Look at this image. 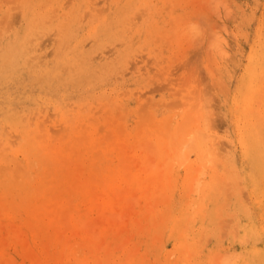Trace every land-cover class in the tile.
I'll return each mask as SVG.
<instances>
[{"label": "rangeland", "instance_id": "374dc122", "mask_svg": "<svg viewBox=\"0 0 264 264\" xmlns=\"http://www.w3.org/2000/svg\"><path fill=\"white\" fill-rule=\"evenodd\" d=\"M263 101L264 0H0L3 264H264Z\"/></svg>", "mask_w": 264, "mask_h": 264}, {"label": "bare ground", "instance_id": "6f19581e", "mask_svg": "<svg viewBox=\"0 0 264 264\" xmlns=\"http://www.w3.org/2000/svg\"><path fill=\"white\" fill-rule=\"evenodd\" d=\"M215 6H216V5H215ZM216 8H217V6H216ZM57 26H58V25H57ZM61 32H62V31H61ZM216 38H218V37H216ZM216 38H215V40H217V42H218L217 46L219 45L218 48L221 49L222 46L220 47V44H219V42H221V39L218 40V39H216ZM223 40H224V39H223ZM65 42H66V41H65ZM214 43H215V41H214ZM223 43L225 44V43H227V42L224 41ZM225 45L227 46V44H225ZM212 46H214V45H212ZM56 48H57V47H56ZM56 48H55V50H56ZM218 48H217V51H218ZM224 48H225V47H224ZM55 50H54V52H55ZM58 50H59V49H58ZM221 50H223V51H221V52L218 51V54H219V55L221 54V55H220V58L222 57V55H223V56H226V53H225L226 50L224 51L223 48H222ZM56 52H57V50H56ZM223 52L225 53V55L223 54ZM56 54H57V53H56ZM18 59H19V58H18ZM242 61H243V60H242ZM5 62H6V61H5ZM3 63H4V62H3ZM27 63L29 64V61H28ZM4 64H6V63H4ZM14 64H15V63H14ZM21 65H22V64H21ZM22 66H23V65H22ZM26 72H27V71H26ZM27 73H28V72H27ZM28 74H29V73H28ZM31 84H32V83H31ZM260 89H261V88H260ZM227 91H228V90H227ZM260 95H261V94H260ZM257 101H258V100H257ZM259 101H260V100H259ZM261 102H262V101H261ZM263 102H264V101H263ZM263 105H264V104H263ZM193 119H194V118H192V119H190V120L192 121ZM201 119H202V118H201ZM190 120H189V121H190ZM195 120H196V119H195ZM195 120H193V121H195ZM206 120H207V119H206ZM191 121H190V122H191ZM204 121H205V120H204ZM207 121H208V120H207ZM205 122H206V121H205ZM191 123H192V122H191ZM206 123H207V122H206ZM187 124H188V123H187ZM193 124H194V123H193ZM193 124H192V125H193ZM197 124H198V122H197ZM190 125H191V124H190ZM204 125H205V124H204ZM195 127H196V126H195ZM198 127H199V126H198ZM210 127H211V126H210ZM184 128H185V129H186V128L189 129V125H186V127H184ZM211 128H212V127H211ZM185 129L183 130V132L186 131ZM195 129H196V128H195ZM192 130H193V129H192ZM196 130H197V129H196ZM196 130H195V131H196ZM209 130H210V129H209ZM200 131H201V130H200ZM192 134H193V133H192ZM195 134H196V133H195ZM187 136H188V134H187ZM192 136H193V135H192ZM188 137H189V136H188ZM211 137L213 138L214 136H212V135L209 134L208 132H202V133H200L198 136H196V138L199 139L198 141H196V142H198V143H197V145H199L198 147H200V145H202V144L212 146V145H213V144H212L213 140H212ZM215 137H216V136H215ZM217 137H218V136H217ZM190 138H191V137H190ZM190 138H188V139H190ZM192 138H193V137H192ZM196 138H195V139H196ZM180 139L182 140V138H180ZM186 139H187V138H186ZM186 141H188V143H189V140H186ZM190 141H192V140H190ZM214 141H215V140H214ZM152 142H153V141H152ZM152 142L147 143V145L149 146V147H148L149 151H151V149H152V145H151ZM179 142H180V141H179ZM184 142H185V141H184ZM194 142H195V141H194ZM180 143H181V145H182V144H183V140H182V142H180ZM235 143H236V142H235ZM169 144H171L170 141H169ZM175 144H176V142H175ZM177 144L179 145V143H177ZM167 145H168V144H167ZM181 145H179V146H181ZM186 145H187V143H186ZM186 145H185V146H186ZM188 146H190V145H188ZM219 147H220V146H219ZM146 148H147V146H146ZM186 148H187V146H186ZM200 148H201V147H200ZM187 149H188V148H187ZM222 149H223V148H222ZM212 151H214V150H211V152H212ZM202 152H203V151H202ZM186 153H187V152H186ZM187 154H188V153H187ZM200 155H201V152H200ZM148 156H149V155H148ZM151 156H153V158L151 159L150 156H149V158H150V161H149V162H148V159H149V158L147 159V157H146V159H147L146 161H147L148 163H150L151 160H153V162H154V158H156L158 155H155V156H154V155H151ZM167 156H168V155H167ZM167 156L164 155V156H162V158L165 160V159L167 158ZM178 156H179V155H178ZM178 156H177V157H178ZM201 156H202V155H201ZM201 156H200V157H201ZM219 156H220V155H219ZM180 157H181V158H184L183 156H180ZM180 157H178V159H179ZM187 157H188V156H187ZM187 157H186V158H187ZM215 157H218V156H217V155H214V159H215V160H214V159L211 160V163H212L213 161H214V162H215V161H218L220 164H221V162L225 164V162H223V161H221V160H219L218 158H215ZM221 157H222V156H221ZM221 157H220V158H221ZM181 158H180V159H181ZM208 158H209V156H208ZM222 158H223V157H222ZM222 158H221V159H222ZM167 159H168V161H169L170 158H167ZM229 159H230V158H229ZM182 160H183V159H182ZM182 160H180V162H181ZM185 160H186V159H185ZM185 160H183V161H185ZM202 160H203V156H202ZM204 160H206V159H204ZM208 160H209V159H208ZM209 161H210V160H209ZM171 162H172V161H171ZM181 163H183V162H181ZM207 163H208V162H207ZM165 164H166V161H165ZM165 164H164L163 166H165ZM167 164H169V163H167ZM212 164H213V163H212ZM206 165H207V164H206ZM210 165H211V164H209V166H210ZM213 166H215V164H214ZM159 167L161 168V165L158 166V168H159ZM166 167H167V168L169 167L168 170H171V168H172L171 164H169V166L166 165ZM170 167H171V168H170ZM199 167H200V166H199ZM210 167H211V166H210ZM224 167H225V166H224ZM200 168H201V167H200ZM206 168H207V167H206ZM161 169L163 170V168H161ZM194 169H195V171H196V172H195V175L193 176V178H190V179H191V182H192L193 184H196V187H198V186L201 185V181H198V179H197V178H198V177H197V176H198L197 173L199 172V171H198L199 168H198V167H195ZM159 170H160V169H159ZM222 170H224V169H222ZM225 170H227L226 167H225ZM225 170H224V171H225ZM233 170H234V169H233ZM201 171L203 172L202 169H201ZM225 172L227 173L228 171H225ZM231 172H232V171H231ZM230 174H231V173H230ZM200 175L203 176L202 173H200ZM178 176H179V175H178ZM205 176H206V175H205ZM219 176H220V175H219ZM167 177H168V176H167ZM194 177H195V178H194ZM196 177H197V178H196ZM222 178H223V176H220V179H222ZM237 178H238V177H237ZM237 178H236V180H237ZM149 180H150V181H149ZM149 180H148V181L151 183V178H149ZM230 180L232 181L233 179H230ZM236 180H233V181H236ZM149 182H148V183H149ZM240 182H241V181H240ZM150 183H149V184H150ZM192 183H191V184H192ZM237 183H239V182H237ZM191 184H190V185H191ZM193 184H192V185H193ZM224 184H225V183H224ZM226 184H227V183H226ZM235 184H236V183H235ZM235 184H234V185H235ZM147 185H148V184H147ZM228 185H229V184H228ZM228 185H225V186H228ZM237 185L239 186L240 184H237ZM148 186H149V185H148ZM148 186H146V188H147ZM232 186H233V185H232ZM59 187H60V185H59ZM158 187H159V185H158ZM175 187H176V186H175ZM191 187H192V186H191ZM204 188H205V187H204ZM228 188H229V187H228ZM228 188H225V193H226V194H225V193H224V194H225V196L227 195L226 197H228V200H229V197H231V196L229 195L230 191H228V190H230V189H228ZM242 188H243V187H242ZM242 188H240V186L238 187V190L240 189V190H239L240 193H242V191H243ZM40 189H41V187H40ZM91 189H92V188H91ZM147 189H149V188H147ZM147 189H146V191H147ZM174 189H175V188H174ZM190 189H192V188H190ZM121 190H122V191H121ZM121 190H116V189H115V192H117L118 195L120 196V197H119L120 200H121V198H122L121 195H122L124 192H126V190H127V186H126V189H125V190H123L122 187H121ZM172 190H173V189H170L171 192H172ZM203 190H204V189H203ZM226 190H227V191H226ZM146 191L144 190V192H146ZM120 192H121L122 194H121ZM156 192H157V191H156ZM127 193H128V191L126 192V194H127ZM191 193H192V192H191ZM193 193H195V192H193ZM198 193H199V192H198ZM231 193H233V192L231 191ZM58 194H59V193H58ZM142 194H143V193H142ZM245 194H246V193H245ZM96 195H97V193H96ZM99 195L101 196V194H99ZM111 195H112V194H111ZM132 195H133L132 197L135 199V200H134V199L132 198V199H133V203L136 202V204H137V201H136V198H137V197L135 196L134 193H132ZM198 195H199V194H198ZM198 195H197V196H198ZM204 195H205V194H204ZM220 195H221V194H220ZM231 195H232V194H231ZM92 196H93V195H92ZM243 196H244V195H243ZM52 197H53V196H52ZM70 197H71V196H70ZM95 197H96V196H94L93 198H95ZM114 197H115V196H114ZM147 197H149V195H148ZM186 197H187V195H186ZM218 197H219V196H218ZM246 197H247V196H246ZM246 197H245V199H246ZM166 198H167V196H166ZM166 198H165V200H164L165 202H166V200L168 199V198H167V199H166ZM169 198H170V197H169ZM240 198H244V197H240ZM97 199H98V198H97ZM216 199H217V198H216ZM70 200H71V199H70ZM157 200H158V199H157ZM157 200H156V202H157ZM159 200H161V199H159ZM198 200H199V199H197V201H198ZM225 200H226V199H225ZM225 200H224V201H225ZM246 200H247V199H246ZM125 201H126V200H125ZM199 201H200V200H199ZM199 201H198V202H199ZM208 201H209V200H208ZM241 201H242V200H240V202H241ZM39 202H40V201H39ZM39 202H38L37 204H39ZM119 202H120V201H119ZM156 202H155V203L153 202L154 205H153L151 202H149V203H151L153 206H155V205L157 206L158 203H156ZM168 202H169V201H168ZM246 202H247V201H246ZM124 203H125V202H124ZM133 203H132V204H133ZM149 203H146V204H145V206L148 207V209H150V208L152 207V206H151V207L149 206V205H150ZM234 203H235V202H234ZM247 203H248V202H247ZM69 204L71 205V201L69 202ZM134 204H135V203H134ZM199 204H200V203H199ZM226 204H227V205H226ZM242 204H243V203H242ZM98 205H99V204H98ZM221 205H222V204L218 205V206H219V209L222 208ZM224 205L228 206V202H227V200H226V203L223 204V206H224ZM243 205H244V204H243ZM53 206H55V205H53ZM99 206H100V205H99ZM134 206H135V205H134ZM145 206H144V207H145ZM31 207H32V206H31ZM146 207H145V209H147ZM157 207H158V206H157ZM216 207H217V206H215V208H216ZM242 207H243V206H242ZM247 207H248V206H247ZM97 208H98V206H97ZM217 208H218V207H217ZM223 208H224V207H223ZM114 209H115V208H114ZM122 209H123V208H122ZM130 209H132V208H129V209L126 208L125 211H124L125 213H124V214L121 213L122 216H120V213H116V212H114V213H116V214L118 215V217H120V219H121V217H122L123 220H124V216H125V215L127 216V215L131 212ZM148 209H147L146 211H147L148 214H149V211H150L151 209H150L149 211H148ZM191 209H192V207H191ZM202 209H203L202 204H200V205H199V208L196 209V210H197L198 212H200ZM226 209H227V208H226ZM96 210H97V209H96ZM96 210H95V212H98V211H96ZM98 210H99V209H98ZM115 210H116V209H115ZM215 210H216V209H214V211H215ZM220 210H221V209H220ZM224 210H225V209H224ZM34 211H35V210H34ZM127 211H128V212L130 211V212L128 213ZM168 211H169V210H168ZM66 212H68V211H66ZM83 212H85V211H83ZM204 212H205V211H204ZM217 212H218V211H217ZM219 212H220V211H219ZM219 212H218V214H219ZM63 213H65V211H64ZM92 213H93V212H92ZM247 213H248V212H247ZM95 214H96V213H95ZM102 214H104V212H103ZM102 214H101L100 220H101V219L103 220V218L106 217V215L108 216L107 213L104 214L105 216H104V215L102 216ZM109 214H110V213H109ZM132 214H133V213H132ZM175 214H176V213H175ZM195 214H196V211H195L194 215H195ZM200 214H201V213H200ZM220 214H221V212H220ZM62 215H63V214H62ZM93 215H94V214H93ZM168 215H169V213H168ZM216 215H217V214H216ZM216 215H215V216H216ZM225 215H226V214H225ZM49 216H50V214H49ZM217 216H218V215H217ZM220 216H222V215H219V217H220ZM226 216H230V215H226ZM232 216H233V215H232ZM232 216H231V217H232ZM61 217H62V216H61ZM65 217H66V218H65ZM108 217H109V216H108ZM135 217H136V216H135ZM146 217H147V216H145V218H146ZM163 217H164V216H163ZM166 217H167V216H166ZM201 217H203L202 214H201ZM231 217H230V218H231ZM250 217H251V216H250ZM62 218H63L64 223L66 224V222H68V221H67V220H68V219H67L68 217L66 216V214H64V216H63ZM62 218H61V219H62ZM93 218H97V217L94 216V217H92V219H93ZM109 218H110V217H109ZM192 218H193V217H192ZM192 218H191V219H192ZM66 219H67V220H66ZM98 219H99V217H98ZM104 219H105V218H104ZM106 219H107V218H106ZM110 219L113 220L112 218H110ZM110 219H108V222L111 223L112 221H111ZM136 219H137V218H136ZM153 219H154V218H153ZM159 219H160L159 221H161V220H162V217H161V218L159 217ZM188 219H189V218H188ZM195 219H196V218H195ZM80 220H81V219H80ZM90 220H91V219H90ZM109 220H110V221H109ZM123 220H121V221H123ZM137 220H138V219H137ZM139 220H140V219H139ZM166 220H167V219H166ZM166 220H165V221H166ZM202 220H203V219H202ZM224 220H225V223H224L223 220H221V219H220V221H222V222H219L221 225L218 223L219 226H220V229H221V232H220V234H221V235H220V238H223V236H225V235L227 234L225 231H227V229H228V228H226V227H229V226H228L229 221H230V223H232V218H231V220H229V221H227L225 218H224ZM63 221H62V222H63ZM78 221H79V220L76 221L77 228H78V229H82V227H84V226H83V223H84L85 220H81L83 223H82V222H78ZM87 221H88V220H87ZM113 221H115V219H114ZM127 221H128V220H127ZM127 221H126V222H127ZM129 221H130V219H129ZM203 221H204V220H203ZM27 222H30V221L27 219ZM154 222H155V221H154ZM161 222H162V221H161ZM193 222H194V221H193ZM19 223H20V222H19ZM64 223H63V224H64ZM68 223H69V222H68ZM68 223H67V224H68ZM81 223H82V224H81ZM85 223H86V222H85ZM85 223H84V225H85ZM115 223L117 224L118 221H115ZM128 223H129V222H128ZM157 223H159V222H157ZM166 223H167V221H166ZM186 223H187V222H186ZM222 223H224V224H223L224 226L222 225ZM0 224H2V222H1ZM55 224H56V223H55ZM87 224H88V226H89V222H88ZM132 224H133V223H132ZM135 224H136V223H135ZM225 224H226V225H225ZM12 225H13V224H12ZM68 225H69V224H68ZM68 225H67V226H68ZM106 225H107V223H106ZM106 225H105V227H106ZM113 225H114V224H113ZM125 225H127V223H126ZM229 225H230V224H229ZM232 225H233V224H232ZM234 225H235L234 228H236V224H234ZM3 226H4V225L2 224L1 227H3ZM10 226H11V224H10ZM13 226H14V225H13ZM29 226L31 227V224H30ZM88 226L84 227V229H86V228L88 229ZM153 226H155V225H153ZM187 226H189V225H187ZM14 227H15V226H14ZM53 227H54V228H53ZM53 227H52V229H54L56 232H57V230H58V233H59V234H60L59 229H61V230L63 231L62 233H64V232H65L64 230H67V228H68V227H66V226L64 225V227H65L66 229L64 228V230H63V229H62V225H61V227L59 228V227H55L54 224H53ZM221 227H222V228H221ZM224 227H225V228H224ZM96 228H97V227H96ZM137 228H138V227H137ZM187 228H188V227H187ZM223 228H224L225 230H224ZM232 228H233V226H232ZM8 229H12V226H11V228H8ZM14 229H15V228H13L12 230L15 231ZM52 229H51V230H52ZM56 229H57V230H56ZM87 229L84 230V231L87 232ZM122 229H123V228H122ZM140 229H141V228H140ZM146 229H147V228H146ZM222 229H223V231H222ZM236 229H237V228H236ZM94 230H95L94 228H93V230L90 229L91 232L93 231V232H92L93 234H92L89 230H88V232H90L89 234H90V235L92 234V236L95 234L94 236H95V238H96V236L98 235V233H95L97 229H96L95 231H94ZM120 230H121V229H120ZM123 230H124V229H123ZM126 230H127V229H126ZM233 230H234V234H235L236 230H235V229H233ZM237 230H238V229H237ZM22 231H23V230H22ZM19 232H20V231H19ZM75 232H76V231H75ZM78 232H80V231H78ZM119 232H120V231H119ZM127 232H128V231H127ZM180 232H181V233H184L183 230L180 231ZM180 232H179V233H180ZM16 233H18V232L16 231ZM145 233H146V231H145ZM149 233H150V232H149ZM230 233H232V232H230ZM18 234H19V233H18ZM26 234H27V233H26ZM59 234H58V235H59ZM68 234H69V233H68ZM72 234H74V232H73ZM72 234H71V235H72ZM87 234H88V233H87ZM96 234H97V235H96ZM101 234H102V233H101ZM162 234H163V232H162ZM232 234H233V233H232ZM2 235H3V234H2ZM99 235H100V234H99ZM148 235H149V234H148ZM159 235H160V233H159ZM178 235H179V234H178ZM202 235H203V234H201V236H202ZM22 236H23V235H22ZM69 236H70V235H69ZM69 236H68V237H69ZM94 236H93V237H94ZM100 236H101V235H100ZM100 236H99V237H100ZM115 236H116V235H115ZM160 236H161V235H160ZM160 236H159V240L157 239L156 236H154L155 240L157 239V241H159V244H160V240H161ZM235 236H236V235H235ZM10 237H12V236L10 235ZM72 237H73V236H72ZM72 237H71V238H72ZM101 237H102V236H101ZM101 237H100V238H101ZM12 238H13V237H12ZM18 238H19V239H18L17 242L21 243L22 240H23V241H24L23 243L25 244V242H26V244L28 245V243H27V241H26L27 238L25 239L24 237L22 238V237H20V236H19ZM20 238H22V239H20ZM58 238H59V239H58V242H59V240L62 239V234H61V236L59 235ZM118 238H119V237H118ZM154 238H153V241H151L153 244L156 243V242H154ZM174 238H175V237H174ZM185 238H187V237H185ZM201 238H203V237H201ZM244 238H245V236H244ZM67 239H68V238H67ZM80 239H81V237H80ZM127 239H129V238H126V240L124 239V241L127 242V241H128ZM170 239H171V238H170ZM1 240H2V239L0 238V243H2L3 241H5V240H3V241H1ZM14 240L16 241V238H14ZM101 240H102V239H101ZM131 240H132V239H131ZM174 240H175V239H174ZM208 240H210L209 237H208ZM208 240H206V242H208ZM223 240H224V239H223ZM20 241H21V242H20ZM103 241H104V240H103ZM103 241L101 242L102 244H103ZM119 241H120V240H119ZM132 241H133V240H132ZM145 241H146V240H145ZM200 241H202V240H200ZM200 241H199V242H200ZM204 241H205V240H204ZM246 241H248V239H247ZM66 242H68V240H67V241H66V240H63V242H61V243H62V247H63L62 249H64V247L66 246ZM141 242H142V241H141ZM240 242H242V241H240ZM23 243H21V244H23ZM196 243H197V242H196ZM247 243H248V242H247ZM3 244H4V246H5L6 242H5V243L3 242ZM26 244H25V246L23 245L24 248L26 247ZM58 244H59V243H58ZM99 244H100V243H99ZM109 244H110V243H109ZM109 244H108V246H109ZM124 244H125V243H124ZM159 244H158V246H159ZM200 244H202V242H201ZM209 244H210V243H209ZM220 244H221V243H220ZM222 244H223V243H222ZM243 244H244V242H243ZM81 245H82V244H81ZM83 245H84V244H83ZM254 245H255V244H254ZM28 246H29V245H28ZM45 246H46V243H45ZM164 246H165V245H164ZM185 246L187 247V246H188V243H187V245L185 244ZM195 246H196V245H195ZM235 246H236V245H235ZM256 246H259V245H256ZM55 247H56V246H55ZM94 247L98 248L99 251L101 250V247L99 248V245L97 246V244L94 245ZM114 247L116 248L117 246H114ZM128 247H129V246H128ZM186 247H185V248H186ZM227 247H228V246H227ZM29 248H30V247H29ZM44 248H45V247H44ZM131 248H133V247H131ZM162 248H163V247H162ZM164 248H165V247H164ZM224 248H225V247H224ZM228 248H229V247H228ZM236 248H237V247H236ZM240 248H241V247H240ZM30 249H31V248H30ZM45 249H47V251H49L48 248H45ZM116 249H118V248H116ZM119 249H120V248H119ZM140 249H141V248H140ZM189 249H190V248H189ZM201 249L204 250V248H201ZM234 249H235V248H234ZM31 250H32V249H31ZM55 250H57V249H55ZM107 250H108V249H107ZM114 250H115V249H114ZM114 250H113V252H114ZM135 250H136V249H135ZM137 250H138V249H137ZM186 250H187V252H189V250H188L187 248H186ZM193 250H194V249H193ZM222 250H223V249H222ZM225 250H226V249H225ZM9 251H10V250H9ZM29 251H30V250H29ZM57 251H58V250H57ZM117 251H118V250H117ZM183 251H184V250H183ZM231 251H232V250H231ZM31 252H32V251H31ZM44 252H45V251H44ZM62 252H63V251H62ZM67 252H68V251H67ZM96 252H97V251H96ZM105 252H106V251H105ZM105 252H104V253H105ZM187 252H186V253H187ZM204 252H205V251H204ZM228 252H229V250H228ZM235 252H236V251H235ZM39 253H40V252H39ZM50 253H51V251H50ZM55 253H56V252H55ZM57 253H58V252H57ZM90 253H91V251H90ZM90 253H89V254H90ZM104 253H103V254H104ZM110 253H111V252H110ZM134 253H137V251H136V252L134 251ZM180 253H181V252H180ZM186 253H185V254H186ZM197 253L199 254L200 252L198 251ZM18 254H19V253H18ZM20 254H21V253H20ZM32 254L37 255V254H35V253H31V256H32ZM51 254H52V253H51ZM58 254H59V253H58ZM62 254L64 255V253H62ZM103 254H102V255H103ZM161 254H162V252H161ZM189 254H190V252H189ZM192 254H193V251H192L191 255H192ZM194 254H196V253H194ZM198 254H197V255H198ZM215 254H216V257H215V256H214V257H212V256L210 257V256H209L210 258H212V261H211V260H210V261H211L213 264H217V260H214V258H215V259H217V258L221 259V262H222L223 260H224V261L227 260L226 262H228V258H227V256H226V255H228L227 253H224V254H223V255L226 254V255H225L226 258H224V257H223L221 254H219V253H215ZM5 255H6V254H5ZM5 255L3 254L4 258L6 259L7 256L5 257ZM11 255H12V253H11ZM25 255L27 256L26 258H28V255H29V254H28V253H27V254L25 253ZM41 255H42V254H41ZM45 255H46V254H45ZM45 255H44V256H45ZM53 255H54V254H53ZM53 255H52V256H53ZM67 255H68V254H67ZM132 255H133V254H132ZM213 255H214V254H213ZM3 256H2V257H3ZM20 256H21V255H20ZM31 256H30V257H31ZM50 256H51V255H50ZM93 256H94V255H93ZM129 256H130V254H129ZM134 256H135V254H134ZM159 256H160V255H159ZM179 256H180V255H179ZM184 256H185V255H184ZM199 256H200V255H199ZM221 256H222V257H221ZM2 257H1V258H2ZM63 257H64V256H63ZM67 257H68V256H67ZM69 257H70V256H69ZM91 257H92V256H91ZM94 257H95V256H94ZM110 257H111V255H110ZM185 257H186V256H185ZM189 257H190V255H189ZM234 257H235L234 255H233V257H232V256H229V264H230V262H232V261H233V263H234V261L236 260V257H237V256L235 257V260H233ZM4 258H3V259H4ZM11 258H12V257H11ZM11 258H10V256L8 257V259H9L8 262L10 261ZM22 258H23V257H22ZM39 258H40V257H39ZM39 258L37 257V260H38V261H40ZM108 258H109V257H108ZM127 258H128V256L125 258V262L128 260ZM145 258H147V257H145ZM238 258H239V256H238ZM5 259H4V260H5ZM31 259H32V257H31ZM68 259H69V258H68ZM86 259H87V258H86ZM88 259H89V258H88ZM126 259H127V260H126ZM141 259H142V258H141ZM219 259H218V260H219ZM222 259H223V260H222ZM4 260H3V261H4ZM12 260L15 261L14 259H12ZM16 260H17V259H16ZM22 260H23V259H22ZM37 260H36V261H37ZM52 260H53V258L51 259V261H52ZM83 260H84V259H83ZM148 260H149V259H148ZM188 260H189V259H188ZM3 261L0 259V262H2V263H0V264H3ZM24 261H25V260H23L22 263H25ZM36 261H35V262H36ZM46 261H47V259H46ZM93 261H94V260H93ZM97 261H98V260H97ZM106 261H107V260H106ZM141 261H142V260H141ZM143 261H144V259H143ZM224 261H223V263H224ZM238 261H239V259H238ZM15 262H16V261H15ZM15 262H14V264H16ZM55 262H56V261H55ZM60 262H61V261H60ZM76 262H77V261H76ZM79 262H80V261H79ZM94 262H95V261H94ZM98 262H100V261H98ZM98 262H97V263H98ZM101 262H102V261H101ZM103 262H104V261H103ZM108 262H109V261H108ZM108 262H107V263H108ZM177 262H178V261H177ZM177 262H174V264H175V263L177 264ZM211 262H210V263H211ZM50 263H51V262H50ZM52 263L54 264V261H53ZM89 263H92V262H89ZM89 263H88V264H89ZM37 264H38V262H37ZM48 264H49V263H48ZM61 264H62V263H61ZM82 264H83V263H82ZM85 264H87V263H85ZM218 264H219V263H218ZM221 264H222V263H221ZM224 264H226V263H224ZM234 264H235V263H234Z\"/></svg>", "mask_w": 264, "mask_h": 264}]
</instances>
